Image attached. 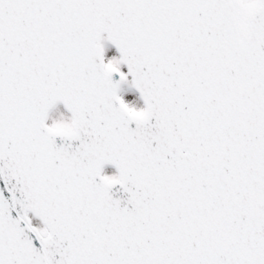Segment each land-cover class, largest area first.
<instances>
[{"label": "snow or ice", "instance_id": "6c2138e0", "mask_svg": "<svg viewBox=\"0 0 264 264\" xmlns=\"http://www.w3.org/2000/svg\"><path fill=\"white\" fill-rule=\"evenodd\" d=\"M0 264H264V0H0Z\"/></svg>", "mask_w": 264, "mask_h": 264}]
</instances>
